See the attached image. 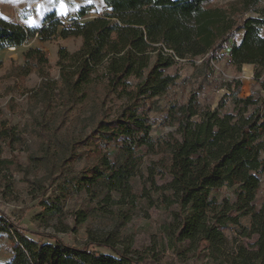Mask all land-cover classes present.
<instances>
[{
  "label": "trees",
  "instance_id": "16d2710c",
  "mask_svg": "<svg viewBox=\"0 0 264 264\" xmlns=\"http://www.w3.org/2000/svg\"><path fill=\"white\" fill-rule=\"evenodd\" d=\"M214 1L105 0L109 12L75 20L63 28V37L82 36L85 40L75 52L60 49V56L69 59V67L62 66L61 77L71 105L87 91L99 67L104 66L106 73L94 126L86 136L71 141L67 160L80 159L84 155L80 149L88 145L106 143L114 148V159L97 148L93 163L109 196L129 187V176L142 164L141 149L161 154L155 164L178 182L171 196L177 204V240L192 245L206 241L211 255L223 256L226 264H264V203L257 206L239 196L258 191L264 176V16L236 18L257 8L261 0H239L227 8L214 6ZM90 9L84 7L79 14L85 16ZM45 23L49 26L43 31L0 15V52L22 46L37 33L49 39L61 25L54 12L45 16ZM95 40L103 41L104 46ZM220 51L239 70L247 63L255 66L259 93L240 97L241 82H228L232 91L226 96L232 98L233 110L224 111V99L215 108L202 106L199 91L193 90L185 101L174 100L166 107L176 133L154 138L155 120L149 116L145 94L152 90L163 94L176 84L177 77L166 69L177 60L201 57L207 68ZM25 58L46 61L39 48L28 50ZM114 95L125 100L115 114L106 106ZM38 132L48 151L54 137L44 118L38 122ZM0 140L13 147L20 138L14 128L4 126ZM11 162L0 155V191L2 186L11 187L7 176L3 177ZM223 187L233 190L235 199H220L214 193ZM41 204L48 217L62 214L58 199H43ZM243 215L250 216L245 231L255 240L251 248L241 243L225 254L223 228L228 223L240 224ZM0 231H7L12 241L13 256L4 264H144L146 259L140 252L118 247L109 236L90 238L82 247L66 243L57 234L46 235L47 241L36 239L26 226L1 211ZM94 245L107 246L115 254L100 252Z\"/></svg>",
  "mask_w": 264,
  "mask_h": 264
},
{
  "label": "rangeland",
  "instance_id": "374dc122",
  "mask_svg": "<svg viewBox=\"0 0 264 264\" xmlns=\"http://www.w3.org/2000/svg\"><path fill=\"white\" fill-rule=\"evenodd\" d=\"M239 0H215L214 6L229 7ZM91 6L85 16L80 10ZM56 14L61 25L49 39L37 33L22 46L6 48L0 52L3 66L0 68V128L10 126L20 140L14 146L0 140V155L12 160L6 175L11 187H1L0 211L12 221L26 226L36 239L49 240L48 234H57L66 243L82 247L90 238L109 236L120 248L140 252L144 264H226L223 256L211 255L206 241L192 245L178 241L175 235L177 204L171 196L177 180L156 165L161 154L141 149L142 164L129 176V187L106 195V188L99 180L100 173L93 166L97 148L109 158L115 151L106 143L81 148L84 155L69 162L70 144L73 139L86 136L97 118L100 97L106 81L104 66L99 67L94 80L75 105L61 77L62 66L68 68L69 59L60 56V49L69 53L79 50L85 40L82 36L63 37L62 30L73 21H86L109 12L105 0H0V15L38 30H45V16ZM264 16V0L257 8L236 18ZM264 30V28H263ZM238 33L236 41L241 40ZM91 42V41H90ZM94 43L101 48L103 41ZM31 48L41 49L46 61H27L25 53ZM213 56V54H211ZM207 57V56H206ZM63 59V62L61 60ZM201 57L194 60H177L166 73L177 77L176 84L163 94L152 90L145 94L149 116L155 120L152 136L156 139L176 133V125L168 117L166 107L174 100L185 101L193 90H198L202 106L215 108L221 99L224 111L233 110L232 91L227 83L241 82L238 96L247 97L259 93L254 78L253 64H244L239 70L229 63L224 51L216 54L211 66L204 68ZM63 64V65H62ZM27 67L31 68L27 72ZM234 89V87H233ZM125 102L121 96L109 98L106 106L113 114ZM45 119L54 143L44 149L43 137L38 132V122ZM220 199H235L233 190L226 187L214 192ZM240 197L257 206L264 203V176L258 191L242 192ZM58 199L62 214L48 217L41 204L43 199ZM250 216L240 217V224L228 223L223 231L227 243L224 253H232L241 243L251 248L255 236L248 235ZM66 228L67 231H61ZM40 233L42 235H38ZM178 234V233H177ZM100 252L115 254L107 247L94 245ZM13 256L12 241L7 231H0V263ZM225 256V255H224Z\"/></svg>",
  "mask_w": 264,
  "mask_h": 264
},
{
  "label": "snow or ice",
  "instance_id": "6c2138e0",
  "mask_svg": "<svg viewBox=\"0 0 264 264\" xmlns=\"http://www.w3.org/2000/svg\"><path fill=\"white\" fill-rule=\"evenodd\" d=\"M89 2L91 3V0H89Z\"/></svg>",
  "mask_w": 264,
  "mask_h": 264
}]
</instances>
